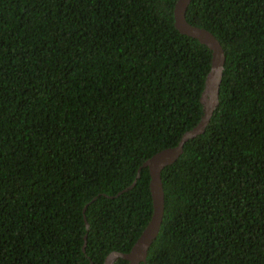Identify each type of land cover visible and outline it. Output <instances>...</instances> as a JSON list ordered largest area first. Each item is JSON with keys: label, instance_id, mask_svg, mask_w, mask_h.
<instances>
[{"label": "trees", "instance_id": "16d2710c", "mask_svg": "<svg viewBox=\"0 0 264 264\" xmlns=\"http://www.w3.org/2000/svg\"><path fill=\"white\" fill-rule=\"evenodd\" d=\"M174 2L0 0V264H103L148 222L138 167L199 121L211 64ZM185 16L224 49L218 103L161 170L139 264H264V0H190Z\"/></svg>", "mask_w": 264, "mask_h": 264}, {"label": "water", "instance_id": "95a60500", "mask_svg": "<svg viewBox=\"0 0 264 264\" xmlns=\"http://www.w3.org/2000/svg\"><path fill=\"white\" fill-rule=\"evenodd\" d=\"M189 1L190 0H175L173 7L174 25L180 32L196 37L211 49V64L205 77L204 87L200 94L203 113L195 125L183 132L177 144L157 150L143 160L138 167L136 177L139 175L142 166H146L149 171V188L153 206L151 216L130 249L128 251L111 250L105 256L103 264H116L114 263V260L118 256L127 259L128 264H139L141 261H145L148 248L159 231L164 212V188L161 180V170L165 165L174 162L179 157L183 151V144L188 138L204 131V128L218 103L219 86L225 60L224 49L219 39L212 31L203 26L192 24L186 19L185 12ZM135 181L136 178H134L128 186L117 191L116 194L131 187ZM94 198L95 196L84 204L83 212L85 211L87 204ZM88 225L89 223L85 218L86 228H88ZM86 239L87 231L83 235V250H85Z\"/></svg>", "mask_w": 264, "mask_h": 264}]
</instances>
